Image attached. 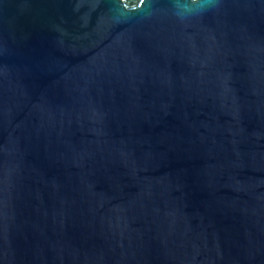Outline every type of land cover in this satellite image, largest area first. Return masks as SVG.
Listing matches in <instances>:
<instances>
[{
	"label": "water",
	"instance_id": "water-1",
	"mask_svg": "<svg viewBox=\"0 0 264 264\" xmlns=\"http://www.w3.org/2000/svg\"><path fill=\"white\" fill-rule=\"evenodd\" d=\"M0 264H264V0H0Z\"/></svg>",
	"mask_w": 264,
	"mask_h": 264
},
{
	"label": "clouds",
	"instance_id": "clouds-1",
	"mask_svg": "<svg viewBox=\"0 0 264 264\" xmlns=\"http://www.w3.org/2000/svg\"><path fill=\"white\" fill-rule=\"evenodd\" d=\"M198 0H192V4H197ZM176 8L178 9L177 15L179 16H184L186 13H192L194 9L187 3H179L175 5ZM204 7V4L201 3L198 5V8L202 9Z\"/></svg>",
	"mask_w": 264,
	"mask_h": 264
}]
</instances>
